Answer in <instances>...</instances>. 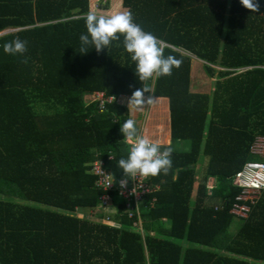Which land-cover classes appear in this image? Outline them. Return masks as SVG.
<instances>
[{"label": "trees", "instance_id": "trees-1", "mask_svg": "<svg viewBox=\"0 0 264 264\" xmlns=\"http://www.w3.org/2000/svg\"><path fill=\"white\" fill-rule=\"evenodd\" d=\"M101 1L0 0V32L10 30L0 35V195L51 207L0 199V264H264V190L246 218L230 213L240 194L231 180L264 138V0H254L259 12L240 0H109L96 15L131 12L165 43V57L182 61L145 82L122 34L100 52L91 44L79 52L85 17ZM16 37L27 41L23 56L4 52ZM190 55L214 79L210 93L190 91ZM144 85L146 97L166 100L162 150L173 152L167 174L150 176L158 190L141 209L140 231L115 194L118 226L79 212L100 204L91 163L103 160L121 179L118 161L129 154L120 131L129 110L112 102L99 112L93 94L131 97Z\"/></svg>", "mask_w": 264, "mask_h": 264}, {"label": "clouds", "instance_id": "clouds-1", "mask_svg": "<svg viewBox=\"0 0 264 264\" xmlns=\"http://www.w3.org/2000/svg\"><path fill=\"white\" fill-rule=\"evenodd\" d=\"M240 3L251 12H259L260 4L254 0H240ZM88 34H82L80 40L82 47L79 52H88L86 45H94L97 52L102 51L111 44L113 40H119L117 33L124 36V47L131 58L136 62V74L141 82H145L156 76H170L173 68H179L182 61L173 55L165 57V43L160 41L151 32H145L141 26L134 23L131 12H121L119 14L105 17L97 16L89 12L85 17ZM6 54L16 56L27 51V41L19 37L7 41L3 45ZM23 63H27L25 58ZM145 93H152L151 89L144 85L136 89L129 98V108H141L151 105L154 96H145ZM120 131L124 135V140L131 144L127 159L121 158L118 167L124 171V179L120 181L121 187L127 185L128 179H134L137 174L147 177L156 176L163 171L167 174L172 166L171 146L160 151V145L153 143L146 136L138 133L136 122L128 119L121 125ZM135 180V179H134ZM134 191V189H133Z\"/></svg>", "mask_w": 264, "mask_h": 264}, {"label": "built area", "instance_id": "built-area-1", "mask_svg": "<svg viewBox=\"0 0 264 264\" xmlns=\"http://www.w3.org/2000/svg\"><path fill=\"white\" fill-rule=\"evenodd\" d=\"M124 98L121 95L118 97L106 96L104 92H95L93 94V99L98 103L99 112L104 111L106 104L112 102L121 104ZM261 140L262 143L259 144L258 141ZM263 141V137H258L251 146V152L262 154ZM128 144L130 151L131 144ZM160 151L163 152L162 150ZM91 173L95 176L96 189L102 192L98 197L100 204L97 209L111 208L113 211L112 214L105 215L100 220L118 226L112 220V215L117 213L118 208L112 196V194H115V196L124 202L127 218L132 219L136 217L137 221L134 223V226L142 231L141 209L153 207L155 199L153 198L147 202V197L158 190V186L150 183V176L144 177L137 174L134 178L135 180L128 179L127 185L121 187L120 181L124 178L115 179L101 159H95L91 163ZM231 184L240 190V194L236 198L238 203L233 205L230 213L239 219L246 218L249 206L254 205L259 200L261 192L264 190V160L254 159L244 162L233 176ZM213 188L214 183L213 185L208 184L209 191Z\"/></svg>", "mask_w": 264, "mask_h": 264}, {"label": "rangeland", "instance_id": "rangeland-1", "mask_svg": "<svg viewBox=\"0 0 264 264\" xmlns=\"http://www.w3.org/2000/svg\"><path fill=\"white\" fill-rule=\"evenodd\" d=\"M105 5H109V0H102L101 2H98V4L94 7V9H100L102 7H104ZM112 6V3H111ZM116 9H120V6L117 5ZM119 11V10H118ZM9 30V29H6ZM5 31V30H4ZM190 60H191V64H190V91L193 92H199V93H210L211 89H212V85H213V81L214 79H211L210 77H208L203 70V62L196 59L195 57H193V55H190ZM86 101H89L90 96H85L84 97ZM160 100H162V109L163 110V114L161 112L160 109H157L156 111H154L152 105L151 107H149L150 105H146V108L144 110V113L141 111H139V113L142 115V117L140 118V120H142L143 125L149 123V121H154V120H163L164 122V129L166 128V108H165V104L163 103V101L165 102L164 98H160ZM126 104H128V101L126 102ZM145 107V106H144ZM136 108V107H135ZM159 115V117L157 118V115ZM137 120V119H136ZM144 127V126H143ZM147 138H149V140L151 139L150 137L146 136ZM151 141V140H150ZM153 142V141H151ZM183 143H175L174 146L175 147H179L181 149H188L189 148V142L188 141H182ZM154 143V142H153ZM258 143H262L261 141H258ZM254 154V153H253ZM256 157H254L253 159L255 160H263L264 157H261V154H254ZM202 159L200 160L198 166H197V183L202 182L204 180L205 174H206V166L208 163V157L202 155L201 157ZM212 181V180H211ZM210 184V183H209ZM213 185V184H211ZM0 199H4L6 201H10V202H15L18 204H22V205H28V206H32V207H38V208H51V207H46V206H41L37 203L34 202H29V201H25L22 199H17V198H12L9 196H2L0 195ZM99 210V211H98ZM112 209L108 208V209H93V210H86L84 212H79V215L81 216H85L87 218L90 219H94L96 221H99L102 217H104L105 215H109L112 214ZM102 220V219H101ZM100 220V221H101ZM240 225V222L238 220H234L232 222V225L230 226V229L228 230L229 234H234L236 232V230L238 229ZM161 226L163 228H168V224L167 223H162Z\"/></svg>", "mask_w": 264, "mask_h": 264}, {"label": "crops", "instance_id": "crops-1", "mask_svg": "<svg viewBox=\"0 0 264 264\" xmlns=\"http://www.w3.org/2000/svg\"><path fill=\"white\" fill-rule=\"evenodd\" d=\"M94 10H95L94 13L96 14V10H98V9H94ZM97 16H99V15H97ZM124 97L125 98H124L123 102L120 105H124L129 110V119H133L136 122V127H137V130H138V133L140 135H142V136L150 137L151 141H153L154 143L160 145V150H162L164 147L169 145L170 144V139H169V136H168V114H167L166 100H165V102L163 101V103L165 104V108H166V128L164 129V122H163L162 118H161V120H159V119L154 120V121L150 120L149 123L147 124V127H146V124L143 125L142 120H140V118L142 117V115H141L142 113L140 114L139 111L142 110V112L144 113V110H145L146 106L145 107L143 106L141 108L133 107V108L130 109L129 108V103L126 104V102L129 101L130 97H126V96H124ZM160 98L162 99V97H154V102L151 104L153 109H154V111H156L157 109H160V110L162 109V102H161L162 100H160ZM151 105L149 107H151ZM161 112L163 114V110H161ZM156 115H157V118H158L159 115L158 114H156ZM125 142H126V140H125ZM177 143L180 144V143H183V142L179 141ZM177 148H179V147H177ZM254 154L252 153L253 158L256 157ZM260 156L264 157V141H263L262 154ZM252 160H254V159H252ZM209 183L210 184H213V183L215 184V180L214 179H210L208 184Z\"/></svg>", "mask_w": 264, "mask_h": 264}, {"label": "water", "instance_id": "water-1", "mask_svg": "<svg viewBox=\"0 0 264 264\" xmlns=\"http://www.w3.org/2000/svg\"><path fill=\"white\" fill-rule=\"evenodd\" d=\"M8 31H10V30H5V31L3 30L2 32H0V35L3 34V33L8 32ZM193 166H194V165H191V167H193Z\"/></svg>", "mask_w": 264, "mask_h": 264}]
</instances>
